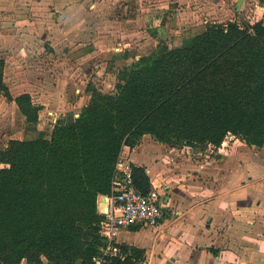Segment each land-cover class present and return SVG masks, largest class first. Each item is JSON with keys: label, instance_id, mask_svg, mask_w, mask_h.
Segmentation results:
<instances>
[{"label": "trees", "instance_id": "obj_1", "mask_svg": "<svg viewBox=\"0 0 264 264\" xmlns=\"http://www.w3.org/2000/svg\"><path fill=\"white\" fill-rule=\"evenodd\" d=\"M262 16L157 45L119 69L114 92L89 86L87 105L58 118L48 137L40 131L0 148V264H91L105 243L98 199L111 195L123 147L145 135L172 148H218L229 136L263 147ZM3 67L0 60V88L37 131L41 108L28 93L11 97ZM131 176L142 194L152 189L144 167L132 165ZM144 260V250L120 246L108 264Z\"/></svg>", "mask_w": 264, "mask_h": 264}, {"label": "rangeland", "instance_id": "obj_2", "mask_svg": "<svg viewBox=\"0 0 264 264\" xmlns=\"http://www.w3.org/2000/svg\"><path fill=\"white\" fill-rule=\"evenodd\" d=\"M3 1V83L12 98L28 93L41 109L37 131L28 130L0 88V148L40 131L48 137L58 118L71 119L87 105L89 86L114 92L119 69L157 45L179 46L208 24L261 19L264 10V0H15L11 6ZM156 142L142 140L140 155L155 159L149 145ZM242 148L244 157H257V147Z\"/></svg>", "mask_w": 264, "mask_h": 264}, {"label": "crops", "instance_id": "obj_3", "mask_svg": "<svg viewBox=\"0 0 264 264\" xmlns=\"http://www.w3.org/2000/svg\"><path fill=\"white\" fill-rule=\"evenodd\" d=\"M141 141L123 152L145 168L164 218L122 230L120 246L144 250L140 264H264V146L246 158L245 143L234 137L204 150L156 142L149 159L139 153Z\"/></svg>", "mask_w": 264, "mask_h": 264}, {"label": "built area", "instance_id": "obj_4", "mask_svg": "<svg viewBox=\"0 0 264 264\" xmlns=\"http://www.w3.org/2000/svg\"><path fill=\"white\" fill-rule=\"evenodd\" d=\"M131 172L132 164L122 149L112 180L111 195L107 196L109 212L100 225V235L105 243L91 264H108L112 256L120 254L122 230L137 224L155 227L164 218L162 199L157 189L152 188L142 194L134 187Z\"/></svg>", "mask_w": 264, "mask_h": 264}, {"label": "water", "instance_id": "obj_5", "mask_svg": "<svg viewBox=\"0 0 264 264\" xmlns=\"http://www.w3.org/2000/svg\"><path fill=\"white\" fill-rule=\"evenodd\" d=\"M97 209L102 215H106L109 212V198L107 196H101L99 198Z\"/></svg>", "mask_w": 264, "mask_h": 264}]
</instances>
